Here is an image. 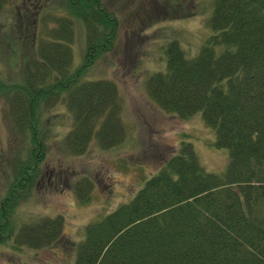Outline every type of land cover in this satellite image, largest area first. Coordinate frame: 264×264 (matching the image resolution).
<instances>
[{
	"label": "trees",
	"instance_id": "16d2710c",
	"mask_svg": "<svg viewBox=\"0 0 264 264\" xmlns=\"http://www.w3.org/2000/svg\"><path fill=\"white\" fill-rule=\"evenodd\" d=\"M6 1L0 0V11ZM191 1L177 14L187 16ZM64 2L65 11L48 18L49 11H28L32 3L18 6V29L5 18L0 23L11 34L0 39L11 43L8 58L26 45L21 80L0 77L13 135L12 155L6 158L13 181L0 199V219L6 223H0V241L10 224L6 233L16 246H50L63 234L59 213L18 225L10 219L27 190L22 183L33 184L43 158L39 101L65 99L72 113L63 138L69 151H84L92 135L102 147L124 136L115 82L106 77L78 80L85 64L113 46L117 16L102 0ZM171 3L181 1L159 2L165 9H172ZM211 4L207 23L212 33L197 52L187 56L176 37L169 39L165 68L148 74L145 87L164 110L180 116L200 110L215 131L214 143L227 147L225 167L220 172L205 169L192 143L181 141L128 200L85 223L73 264H264V0ZM73 16L84 26L85 53L80 66L69 70ZM76 183L80 194L88 185L82 189ZM85 192L79 199L88 196Z\"/></svg>",
	"mask_w": 264,
	"mask_h": 264
},
{
	"label": "rangeland",
	"instance_id": "374dc122",
	"mask_svg": "<svg viewBox=\"0 0 264 264\" xmlns=\"http://www.w3.org/2000/svg\"><path fill=\"white\" fill-rule=\"evenodd\" d=\"M102 1L118 19L113 46L85 64L78 73V80L106 77L115 82L124 136L117 143L102 147L92 135L84 151H69L63 138L72 124V113L65 99L55 100L52 96L47 101H39L38 127L44 141L43 158L33 184L28 188L22 183L27 190L18 197L10 219L12 224L18 225L39 216L59 213L63 216V234L50 246L33 247L25 243L16 246L12 244L13 236L6 233L10 225L7 224L3 228L5 237L0 241V264H23L25 261L73 264L75 244L83 236L85 223L128 200L183 140L192 143L205 169L220 172L227 163V147L214 143L215 131L204 121L200 110L188 116L164 110L145 87L148 74L165 68L164 49L169 39L176 37L185 54L190 56L212 33L207 23L212 0L191 1V12L187 16H180L182 13L177 14V11L180 6H186L188 0L171 3L172 9H165L159 4L160 0ZM26 3H32L28 11H49L47 18L66 8L64 0H7L0 11V23L5 18L18 29L15 13L18 6L27 7ZM73 30L69 70L80 66L85 53V32L79 17L73 16ZM4 33L11 36L0 29V39ZM5 41H0V77L5 81H20L23 59L20 56L24 55L26 45L19 46L17 54L8 58L11 43ZM4 108L5 102L0 95V199L11 179L13 181L6 162L12 155L13 135L8 130ZM76 181L82 189L88 184L81 190V194L88 193L85 198L79 199L81 194L77 193ZM0 223H3L1 219Z\"/></svg>",
	"mask_w": 264,
	"mask_h": 264
},
{
	"label": "flooded vegetation",
	"instance_id": "af4514ba",
	"mask_svg": "<svg viewBox=\"0 0 264 264\" xmlns=\"http://www.w3.org/2000/svg\"><path fill=\"white\" fill-rule=\"evenodd\" d=\"M48 181H50V177H48Z\"/></svg>",
	"mask_w": 264,
	"mask_h": 264
}]
</instances>
